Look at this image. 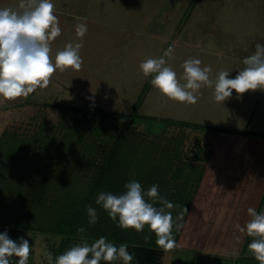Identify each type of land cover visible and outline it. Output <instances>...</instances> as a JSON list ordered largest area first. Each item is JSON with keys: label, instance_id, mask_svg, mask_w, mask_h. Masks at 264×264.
<instances>
[{"label": "rangeland", "instance_id": "rangeland-1", "mask_svg": "<svg viewBox=\"0 0 264 264\" xmlns=\"http://www.w3.org/2000/svg\"><path fill=\"white\" fill-rule=\"evenodd\" d=\"M19 2L0 0V8H15ZM52 3L61 28V35L50 41L52 61L66 44L80 43L82 67L79 71L57 69L47 88H39L27 97L6 100L0 96V135L4 130L28 135L54 130L66 115L59 107L47 104L97 106L129 113L146 90L140 108L142 115L203 125L167 130L172 139L183 135L181 157L191 159L198 150H210L208 159L203 160L204 174L177 246L166 250L161 262L172 264L171 253L189 251L220 258L219 253L206 246L212 237L218 239L217 228L225 212L241 206L246 198L245 208H254L258 201L253 198L263 193L259 185L264 187V139L247 133L217 132L206 126L264 134V90L244 94L233 90L224 103L214 98L219 72H229V78H235L244 68L243 59L255 52L256 44L264 45V0H52ZM77 17L81 19L78 21ZM78 22L87 25L83 38L75 30ZM170 46L173 52L165 57L166 65L177 73L181 84L186 83L183 69L186 60L199 59L202 68H211L213 85H204L195 93L198 97L195 104L168 98L150 83L154 74L145 76L140 68L141 62L148 58H161ZM152 129L159 131L160 126ZM135 130L144 132L145 126L139 124ZM244 156L247 159L242 163ZM250 181L254 184L253 194L241 187ZM230 217L234 219L236 215ZM222 227L220 230L225 229ZM245 236L246 233H239L240 238ZM20 237L31 245L28 264H48L47 253L52 254L51 246L60 241L58 235L38 231L23 232ZM250 254L248 251L238 264H250ZM18 259L14 257L13 264Z\"/></svg>", "mask_w": 264, "mask_h": 264}, {"label": "trees", "instance_id": "trees-1", "mask_svg": "<svg viewBox=\"0 0 264 264\" xmlns=\"http://www.w3.org/2000/svg\"><path fill=\"white\" fill-rule=\"evenodd\" d=\"M145 92L129 113L97 106L47 104L59 107L66 115L54 130L30 135L4 130L0 135V233L7 231L14 239L27 231L58 235L60 241L51 246L54 259L74 245L84 241L91 244L105 237L117 247L128 245L134 256L131 264H161L166 250L156 244L157 237L149 226L145 225L141 232L118 227V219L113 221L96 204L97 195L122 194L124 185L132 180L138 181L145 191L158 185L159 195L174 205L166 209L173 217L174 249L204 174L203 160L208 159L210 150H198L191 159L181 157L183 135L172 139L167 136V130L203 125L142 115ZM70 112L74 115L69 116ZM139 124L145 126V133L136 132ZM155 125L160 126L159 131L152 129ZM206 127L264 139V134L248 130ZM253 153L252 150L256 157ZM246 159L244 156L242 163ZM241 187H254V184L250 181ZM89 206L97 210L95 224L88 222ZM155 206L162 205L157 201ZM255 210L264 212V190ZM247 219L251 217L248 215ZM81 227L85 229L83 233L77 231ZM251 240L246 235L243 258ZM248 259L250 264H259L252 254ZM101 264L109 262L101 261Z\"/></svg>", "mask_w": 264, "mask_h": 264}, {"label": "clouds", "instance_id": "clouds-1", "mask_svg": "<svg viewBox=\"0 0 264 264\" xmlns=\"http://www.w3.org/2000/svg\"><path fill=\"white\" fill-rule=\"evenodd\" d=\"M54 7L52 0H20L15 8H0V96L6 100L27 97L38 88H47L57 69H81L80 43L66 44L56 54L55 62L52 61L50 41L61 35ZM80 19L77 17L78 21ZM75 30L77 36L83 38L87 25L78 22ZM172 52L173 47L170 46L161 58H148L141 62L140 68L145 76L155 74L150 83L168 98L195 104L198 100L195 93L204 85H213L209 76L211 68H202L199 59L186 60L183 64L186 83L181 84L177 73L166 65L165 57H170ZM243 64L244 68L235 78H229V72H219L214 83L217 102L224 103L232 96L233 90L238 94L264 90V45L256 44L255 52L245 57ZM124 187L125 191L119 195L100 192L96 204L113 221L118 219L117 226L120 228L141 232L148 225L157 237L156 244L171 250L176 243L172 233L173 217L166 209H172L174 205L159 195L156 184L145 191L138 181L132 180ZM157 201L161 207L155 206ZM87 215L89 224L97 222L95 208L89 206ZM248 215L251 219L244 225L236 224L235 228L239 233L252 237L248 250L259 264H264V212L258 213L250 207ZM77 231L83 233L85 229L81 227ZM30 251L31 245L27 239L20 237L16 241L9 237L7 231L0 233V264H12L14 257L19 258L16 264H28ZM46 258L48 264H101V261L131 264L134 256L128 251L127 244L117 247L105 237H100L91 244L84 241L74 245L55 259L51 253H47Z\"/></svg>", "mask_w": 264, "mask_h": 264}, {"label": "crops", "instance_id": "crops-1", "mask_svg": "<svg viewBox=\"0 0 264 264\" xmlns=\"http://www.w3.org/2000/svg\"><path fill=\"white\" fill-rule=\"evenodd\" d=\"M37 91H39V88L35 92ZM245 189H247V191H249L250 194H253L252 192V190L254 189L253 187H245ZM262 190H264V187L259 185V191H262ZM253 196L254 195H251L250 198H253ZM260 197L258 198L254 197L253 200L256 199V203H257ZM244 199L245 197L242 199V201H244ZM246 201H247V198L245 199L243 203H241V206H238L234 209H231L228 212H225V218L221 220L223 222L217 228V230L219 231L218 239L215 236L212 237L211 238L212 241L208 242L206 246L207 248H209V250L216 251L217 253H219L218 255H220V258H208L207 256H203L198 253H193L189 251V252H183L182 254H177V253H171V255L169 254L171 256L170 262H172V264H235V262L236 264H238V262H240V258H243V256L240 255V253L242 251V246H243L246 236L244 238L242 237L240 238L239 232L235 228V225L236 224L244 225V223H246L247 220H249L247 219L248 208H245L248 205V204L245 205ZM255 207L256 206L254 205V208ZM240 212L242 213L240 214ZM229 215L230 216L236 215V217L233 219ZM222 226H224L225 228L224 230H220L223 228ZM229 227L231 228L230 230H229ZM237 237H239V239H237ZM236 254L239 256L235 257ZM251 264H257V263H251Z\"/></svg>", "mask_w": 264, "mask_h": 264}]
</instances>
